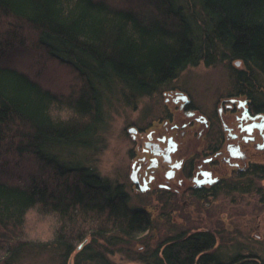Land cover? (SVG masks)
Returning <instances> with one entry per match:
<instances>
[{
  "label": "trees",
  "instance_id": "1",
  "mask_svg": "<svg viewBox=\"0 0 264 264\" xmlns=\"http://www.w3.org/2000/svg\"><path fill=\"white\" fill-rule=\"evenodd\" d=\"M2 20L0 155L23 163L0 166V264L44 253L53 264H121L110 258L117 251L140 264H264L253 251L223 256L206 228L132 248L152 229L151 213L70 156L91 145L103 94L118 88L136 100L201 61L239 60L233 86L264 113V0H0ZM39 56L77 77L70 93L19 68V59ZM243 178L248 186L264 179V163L246 165ZM33 213L47 218L46 235L26 230Z\"/></svg>",
  "mask_w": 264,
  "mask_h": 264
},
{
  "label": "rangeland",
  "instance_id": "2",
  "mask_svg": "<svg viewBox=\"0 0 264 264\" xmlns=\"http://www.w3.org/2000/svg\"><path fill=\"white\" fill-rule=\"evenodd\" d=\"M111 1L117 2V0ZM3 23L4 20L0 22ZM25 32L28 38L31 36L33 38L30 32ZM34 59L36 61L33 58H21L17 61L20 65H17L44 87L56 93L68 94L74 89L78 79L73 73L53 63L47 65L46 59L42 56ZM232 68L242 70L244 66L240 61L239 64H235L233 60L222 59L210 65L201 61L197 65L187 66L171 83L174 82L175 85L188 90L196 103L208 112L220 93L235 89L230 74ZM244 99L242 96V101ZM100 105L101 120L91 136V145L76 148L70 156L94 167L112 182L121 184L129 193L131 205L145 207L151 213L154 221L152 229L139 236L134 243L131 242L132 248L142 250L147 245L154 246L158 241L173 236L180 230L193 231V229L206 228L215 232L216 248L225 257L235 252L248 251L264 256V202H261V195L255 189L259 186L264 191V179H254L253 184L248 186L244 182L246 179L243 178L242 187L248 190H233L231 187L234 186L236 179L229 177L231 167L225 166V172L221 174L227 177L224 181L230 183L228 185L230 188H227L228 186L223 188L209 201L188 199L183 196L179 202L169 200L167 204L152 198L151 193L144 194L132 190L129 179L130 156L138 157L143 154L141 147L145 136L140 132L132 138L127 128L132 125L144 128L145 125L156 120L160 111L165 109L162 94L157 91L127 101L116 88L103 94ZM255 141H261L260 134H256ZM252 143L242 141V148L247 153V157L242 160V168L251 162L264 163V150L254 148ZM62 154L65 158L69 157L64 155V152ZM18 161H15L14 157L0 155V166L3 168L23 163ZM186 198L188 200L185 201ZM173 202L177 210L170 209L169 204ZM49 229L47 218L36 213L32 214L26 227L28 233L35 236H44ZM110 258L121 264H140L136 260L129 259L123 252H114ZM20 264L53 263L49 255L44 253L37 257L28 256Z\"/></svg>",
  "mask_w": 264,
  "mask_h": 264
},
{
  "label": "flooded vegetation",
  "instance_id": "3",
  "mask_svg": "<svg viewBox=\"0 0 264 264\" xmlns=\"http://www.w3.org/2000/svg\"><path fill=\"white\" fill-rule=\"evenodd\" d=\"M158 92L165 109L156 120L144 128H127L132 138L140 132L145 136L143 154L130 156V188L163 202H179L183 196L209 201L230 185L221 174L230 166L229 177L242 190V160L247 157L242 141L264 150V113L242 101L241 89L220 93L208 112L174 82Z\"/></svg>",
  "mask_w": 264,
  "mask_h": 264
},
{
  "label": "water",
  "instance_id": "4",
  "mask_svg": "<svg viewBox=\"0 0 264 264\" xmlns=\"http://www.w3.org/2000/svg\"><path fill=\"white\" fill-rule=\"evenodd\" d=\"M235 64H239V61H238V60H236V61H235ZM80 246H81V245H80ZM80 246H79V247H80Z\"/></svg>",
  "mask_w": 264,
  "mask_h": 264
}]
</instances>
